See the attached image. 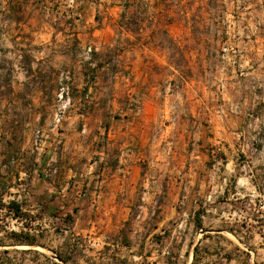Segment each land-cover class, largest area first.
I'll list each match as a JSON object with an SVG mask.
<instances>
[{
    "label": "rangeland",
    "instance_id": "obj_1",
    "mask_svg": "<svg viewBox=\"0 0 264 264\" xmlns=\"http://www.w3.org/2000/svg\"><path fill=\"white\" fill-rule=\"evenodd\" d=\"M102 3L50 0L53 9L45 15L15 8L8 16L6 0H0V205L30 203L44 182L65 176L49 165L42 171V162L47 150L63 151L72 136V166L80 173L94 164L95 177L85 187L84 212L72 214L78 221L62 222L60 237L45 234L46 254L56 248L67 264H171L176 254V264H185L189 244L193 264H264V0H126L121 16L93 10ZM117 18L129 33L111 31ZM40 22L53 26L60 49L72 55V77L67 69L54 74L47 64L29 79L15 77L11 64L18 56L26 63V50L42 46L31 40L52 39L51 29L38 30ZM146 43L151 46H141ZM94 47L101 53L93 54ZM140 70L144 77H135ZM31 86L44 93L25 94ZM33 97L42 99L44 124L29 130L19 121ZM147 100L154 117L143 129L144 158L133 170L126 154L139 143L133 128L140 127ZM198 125L206 140L204 192L214 189L217 201L235 203L221 208L219 221L206 220L203 230L218 231L204 234L160 214L189 178L195 158L184 150ZM117 166L124 167V190L110 204L94 202L109 188L108 167L110 174ZM122 201L151 205L135 208L138 219L117 222L107 211ZM0 210L5 218L7 211ZM20 218L16 222L25 226L28 220Z\"/></svg>",
    "mask_w": 264,
    "mask_h": 264
},
{
    "label": "crops",
    "instance_id": "obj_2",
    "mask_svg": "<svg viewBox=\"0 0 264 264\" xmlns=\"http://www.w3.org/2000/svg\"><path fill=\"white\" fill-rule=\"evenodd\" d=\"M53 2L55 0H52ZM126 0H106V3L98 4V6H94L93 10L96 8L102 9L103 13H116L118 16L126 13L123 7ZM33 3V4H32ZM50 0H6V6L4 10L5 15L12 14V11L15 8H21L23 14L25 15H45L53 8L49 6ZM58 8V7H57ZM25 9V10H24ZM100 12V10H97ZM111 31L116 35H121L126 32L129 33V29L126 28L125 24L122 27L119 23V19L110 26ZM52 36L48 39L41 40H31V44H40L41 47L32 50H26L29 54V59L26 63L21 62L20 56H18V62L12 63L11 65L15 69L16 78H20L22 80L29 79L34 74L41 71V67L44 64L52 68L53 73H58L62 70L66 69L71 72L72 77V55L68 50H61V44L58 40H56L55 34L53 33L55 29L51 24L40 22L38 24L39 31L50 30ZM34 30V29H33ZM127 30V31H126ZM131 31V30H130ZM94 33V32H93ZM92 33V35H93ZM78 44H81L79 37L77 38ZM98 44L101 42L99 40ZM141 46H151L150 43L141 44ZM100 47V46H99ZM99 47H94L93 54L97 55L100 50ZM99 49V50H98ZM151 50V49H149ZM25 51V50H24ZM102 49L100 50L101 53ZM151 53V52H150ZM100 55V54H99ZM137 61V60H136ZM146 72L143 70L135 71V77L143 78V74ZM82 81H86V74L81 72ZM117 78V76H114ZM85 83L83 89L89 91L88 85ZM94 84L92 90H94V94L99 90L97 87V82L93 81ZM25 94L38 96L44 93L42 88L37 86L35 87H27L25 88ZM42 99L39 97L32 98L31 102H28L23 109L26 111V115L19 121V123L26 128L31 130L32 128L42 126L44 124V119H42V115L44 112V104L41 101ZM155 111L154 103L150 100H147L144 103L143 114L141 115L138 124L140 127L133 128V136L138 138L139 143H135V149L131 151L129 154H126V157L131 160L133 170L136 169V163L139 162L142 158H144L142 145L144 139L142 137L145 134V130L147 128H151ZM13 125L17 123V120H13ZM202 126V125H201ZM143 127V128H142ZM167 128V127H166ZM201 128V127H200ZM125 134V131L123 132ZM31 135V131L29 132ZM72 136L68 137V150L66 147L63 151H52L47 150L46 156H48L47 161L43 160L42 162V171L44 168H47L49 165V170H52V173L58 172V175L65 174L59 179L53 180V182H44L37 194H34L33 191L32 196H36V200H33L27 204H20L19 200H9L4 201L1 200L2 205H0V209H5L7 214H5V218H0V264H44L45 260H48L49 264H67V262H62L56 254L61 255L56 248H48L51 254H46L45 252V234L50 232L54 237H60L62 235V222L66 215L70 216L73 220V224L78 221V218H73L72 214L80 215L85 210V196L86 190L89 188V183L95 174L92 172L94 168V164H90L87 167L81 169L80 173H76V166H72ZM56 139L53 138V144H56ZM204 147H206V140L204 135L199 132V125L197 126V130L194 131L191 136L190 132L187 134V144L186 153L193 155L195 158L194 165H189L187 168V176L189 177L186 182H182L180 187V197L179 198H171L169 201L164 204L160 214L161 220L165 222H176L183 224H190L192 228L194 227V231L197 234L201 229L202 233H210L217 232L218 230H212V227H208V230H203L204 223L206 220H214L219 221L220 218L224 215V212L221 208L225 207V209L229 210L231 205L235 203L231 202H220L216 200V196H214L215 190L212 189L207 193L204 192V169L201 168V164L203 163V156L205 155ZM54 148V147H53ZM124 156V153H123ZM37 160V158H36ZM122 160L125 161L124 157ZM80 166V164H79ZM124 167L117 166L114 171L110 174V168L108 167L106 176V185L109 187L107 190L103 191L100 195L97 196V199H94V202H106L109 203L111 200L114 201L118 196V193L125 188V183L120 179V173L123 171ZM33 171H36L34 169ZM41 171V172H42ZM210 170H208L209 172ZM22 173H25V170H22ZM89 174V175H88ZM75 178V179H73ZM73 179V180H72ZM2 187L5 186L2 184ZM76 187V188H74ZM87 187V188H85ZM81 188L84 189L81 194ZM135 184L130 186L131 190H134ZM171 188H173V184H171ZM92 190V188H91ZM90 190V191H91ZM93 192V191H91ZM220 193V192H219ZM92 195V193H90ZM94 198V197H93ZM203 198V200H202ZM11 203L16 205L19 210V214L25 217L28 220V223L25 226H21V224L16 222V217L13 215L12 209L8 208V204ZM134 201H127L126 203L122 201L116 202L114 205H110L108 207L107 213H112L117 216V222L121 219L125 222L127 219H131L134 216L135 219H138L141 216L140 211L138 213L135 211V208H149L151 204L147 202L141 203ZM151 203V202H150ZM110 204V203H109ZM4 210V211H5ZM1 211V210H0ZM230 211L227 213V217H229ZM216 218V219H215ZM26 220V221H27ZM9 224V227L6 229V224ZM196 223L201 224L200 227L196 226ZM72 224V223H71ZM67 225L69 228L72 225ZM48 227L49 229H46ZM122 227V225L120 226ZM68 228V229H69ZM119 230L117 232V237L121 238L122 236H118L120 234ZM65 232V231H64ZM14 234H17L14 235ZM23 238L24 240H29L31 243H18L17 239ZM117 238V240H118ZM198 242V240H197ZM119 245V242H117ZM191 245V244H190ZM192 246V245H191ZM197 248V246H196ZM31 254V257L28 255ZM186 257L185 264H193L189 262V254H190V246L187 245V248L184 252ZM142 256V255H140ZM180 257V255H177ZM176 254L170 257L172 259L171 264H176L177 259ZM39 259H41V263H39ZM56 260H59L58 262Z\"/></svg>",
    "mask_w": 264,
    "mask_h": 264
},
{
    "label": "trees",
    "instance_id": "obj_3",
    "mask_svg": "<svg viewBox=\"0 0 264 264\" xmlns=\"http://www.w3.org/2000/svg\"><path fill=\"white\" fill-rule=\"evenodd\" d=\"M8 208H9V209H12V211H13V215H14L15 217H20V216H21V215L19 214V210H18L19 207H17L16 205H13V204L9 203V204H8ZM64 221H66V222H68V223H71V218H70V216L66 215L65 218H64ZM196 226H199V227H200V224H199V223H196ZM14 235L17 236V234H14ZM17 241H18V243H29V244L31 243L29 240H26V239L24 240L23 238L17 239ZM193 251H194V252L196 251V246H194ZM56 256H57L62 262H65L64 258H62L61 255L56 254Z\"/></svg>",
    "mask_w": 264,
    "mask_h": 264
},
{
    "label": "built area",
    "instance_id": "obj_4",
    "mask_svg": "<svg viewBox=\"0 0 264 264\" xmlns=\"http://www.w3.org/2000/svg\"><path fill=\"white\" fill-rule=\"evenodd\" d=\"M16 220H20V221H22V218H20V217H16Z\"/></svg>",
    "mask_w": 264,
    "mask_h": 264
}]
</instances>
